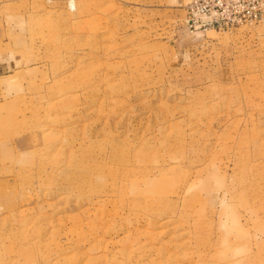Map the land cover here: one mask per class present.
Instances as JSON below:
<instances>
[{"label":"rangeland","instance_id":"rangeland-1","mask_svg":"<svg viewBox=\"0 0 264 264\" xmlns=\"http://www.w3.org/2000/svg\"><path fill=\"white\" fill-rule=\"evenodd\" d=\"M191 0H0V264H264V19Z\"/></svg>","mask_w":264,"mask_h":264},{"label":"built area","instance_id":"built-area-1","mask_svg":"<svg viewBox=\"0 0 264 264\" xmlns=\"http://www.w3.org/2000/svg\"><path fill=\"white\" fill-rule=\"evenodd\" d=\"M185 10L186 25L192 32L224 31L262 21L264 0H191Z\"/></svg>","mask_w":264,"mask_h":264}]
</instances>
